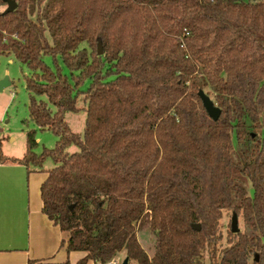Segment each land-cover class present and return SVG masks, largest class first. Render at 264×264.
Returning <instances> with one entry per match:
<instances>
[{
    "label": "trees",
    "instance_id": "obj_1",
    "mask_svg": "<svg viewBox=\"0 0 264 264\" xmlns=\"http://www.w3.org/2000/svg\"><path fill=\"white\" fill-rule=\"evenodd\" d=\"M16 1L5 13L0 0V55L30 69V118L59 140L37 154L31 129L12 159L54 161L43 212L68 232V251L87 253L78 264L124 250L136 264H264V0ZM81 94L78 133L66 114ZM224 211L243 229L219 249ZM144 224L153 256L138 237Z\"/></svg>",
    "mask_w": 264,
    "mask_h": 264
},
{
    "label": "crops",
    "instance_id": "obj_2",
    "mask_svg": "<svg viewBox=\"0 0 264 264\" xmlns=\"http://www.w3.org/2000/svg\"><path fill=\"white\" fill-rule=\"evenodd\" d=\"M5 110L0 106V121ZM26 150L22 155L4 152L7 159L0 160V264H78L87 253L68 251V232L43 212L41 186L48 172L12 159ZM117 263L115 258L107 264Z\"/></svg>",
    "mask_w": 264,
    "mask_h": 264
},
{
    "label": "rangeland",
    "instance_id": "obj_3",
    "mask_svg": "<svg viewBox=\"0 0 264 264\" xmlns=\"http://www.w3.org/2000/svg\"><path fill=\"white\" fill-rule=\"evenodd\" d=\"M45 59L53 68H55L52 58L46 57ZM58 60L63 71L69 75L70 73L62 60L60 58ZM30 72V69L21 63L14 55H0V74H4V77L9 76L11 80V85L0 91V106L3 105L6 107L5 115L0 121V139L4 146L3 153H23L26 150L27 132L31 129H35V136L38 143L35 148L37 154H41L45 148H55L59 140V138L49 129H39L35 122L30 118V93L27 90L26 80ZM89 83L90 81L86 80L80 89H86L89 86ZM36 98L38 100L43 99L47 101L46 95H40ZM77 103L81 109L78 112H68L66 114V120L74 132L82 133L87 119V112L85 109L86 102L83 94L78 97ZM50 106L52 109H55L52 104H50ZM68 150L69 152H75L77 148L71 146ZM31 167L34 168L33 166ZM54 167V161L51 157H48L45 159L43 167L39 168V170L44 173L49 172V170ZM248 189L250 194H253L251 183H249ZM233 214L234 212L232 211H224L221 220V232L223 238L218 243L219 249H222V247L227 245ZM238 226L240 229H243V218L241 215L238 216ZM138 237L148 254L153 256L155 237L151 232L149 224L138 226ZM125 257V252L119 253L116 256V260L118 261L117 264H123ZM130 264H136V262L133 261ZM204 264H210L208 256L206 257Z\"/></svg>",
    "mask_w": 264,
    "mask_h": 264
},
{
    "label": "water",
    "instance_id": "obj_4",
    "mask_svg": "<svg viewBox=\"0 0 264 264\" xmlns=\"http://www.w3.org/2000/svg\"><path fill=\"white\" fill-rule=\"evenodd\" d=\"M3 1L7 5L6 9L4 10L5 13H9V12L14 11L18 6L16 0H3ZM103 54H104L103 44L100 41L98 44V55L101 56ZM10 85H11V80H10L9 76H5V77L0 79V91H2L4 88H6ZM199 96L203 102V105H204L206 111L210 115V117L213 118L214 120H218L220 115H221V109L214 103L212 98L208 94H206L205 91L200 90ZM71 208H73V206H71ZM193 227L197 230L201 229L200 224H194ZM231 230L233 233L240 232V228L238 226V214L236 212H234V214H233V218H232V222H231ZM257 259H258V256H257ZM123 264H130V260L128 257L125 258Z\"/></svg>",
    "mask_w": 264,
    "mask_h": 264
}]
</instances>
